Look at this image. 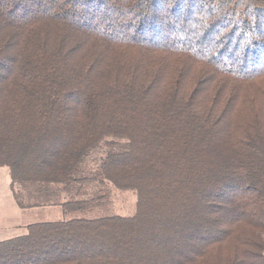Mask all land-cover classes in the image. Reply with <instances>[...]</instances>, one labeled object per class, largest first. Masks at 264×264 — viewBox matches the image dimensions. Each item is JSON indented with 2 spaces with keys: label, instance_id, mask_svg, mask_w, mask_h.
Returning a JSON list of instances; mask_svg holds the SVG:
<instances>
[{
  "label": "trees",
  "instance_id": "obj_1",
  "mask_svg": "<svg viewBox=\"0 0 264 264\" xmlns=\"http://www.w3.org/2000/svg\"><path fill=\"white\" fill-rule=\"evenodd\" d=\"M0 167V264H264V0H0Z\"/></svg>",
  "mask_w": 264,
  "mask_h": 264
},
{
  "label": "crops",
  "instance_id": "obj_2",
  "mask_svg": "<svg viewBox=\"0 0 264 264\" xmlns=\"http://www.w3.org/2000/svg\"><path fill=\"white\" fill-rule=\"evenodd\" d=\"M11 182L8 168L0 167V242L25 234V228L30 225L66 219L60 206L21 208L11 189Z\"/></svg>",
  "mask_w": 264,
  "mask_h": 264
},
{
  "label": "rangeland",
  "instance_id": "obj_3",
  "mask_svg": "<svg viewBox=\"0 0 264 264\" xmlns=\"http://www.w3.org/2000/svg\"><path fill=\"white\" fill-rule=\"evenodd\" d=\"M137 197L134 193H119L114 201L113 212L123 216L132 215L136 210Z\"/></svg>",
  "mask_w": 264,
  "mask_h": 264
}]
</instances>
